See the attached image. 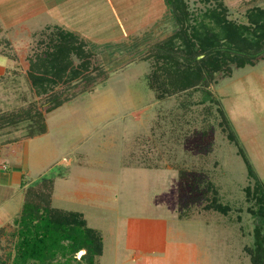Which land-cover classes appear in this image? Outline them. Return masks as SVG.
I'll return each mask as SVG.
<instances>
[{
	"label": "rangeland",
	"instance_id": "rangeland-1",
	"mask_svg": "<svg viewBox=\"0 0 264 264\" xmlns=\"http://www.w3.org/2000/svg\"><path fill=\"white\" fill-rule=\"evenodd\" d=\"M223 1L229 18L241 23L253 2L264 6ZM188 5L194 12L208 6ZM55 26L93 51L97 80L50 113L40 110L22 69L15 72L19 84L0 83V123H9L0 138H22L24 145L35 136L23 155L26 181L53 178L52 206L82 213L101 232L97 264H145L133 250L143 252L149 237V264H182L181 257L190 264H252L245 247L254 243L257 219L245 189L254 180L220 126L218 104L200 90L158 100L148 84L153 60L146 48L175 29L165 0H0V62H8L4 51L26 59ZM210 91L264 183V57L233 67L231 76L219 74ZM24 111L29 117L17 116ZM13 191L0 205L17 217L24 191ZM213 196L227 214L206 207ZM161 242L166 254L150 252Z\"/></svg>",
	"mask_w": 264,
	"mask_h": 264
},
{
	"label": "trees",
	"instance_id": "trees-1",
	"mask_svg": "<svg viewBox=\"0 0 264 264\" xmlns=\"http://www.w3.org/2000/svg\"><path fill=\"white\" fill-rule=\"evenodd\" d=\"M165 3L175 29L146 48V58L153 60L147 76L149 87L158 100L200 90L204 100L209 98L218 104L220 126L239 148L248 175L254 180V186L245 190L253 202L249 212L257 225L254 243L245 250L252 264H264V183L225 110L210 91L219 74L231 76L233 67L254 65L264 57V6L253 2L245 11L246 23H241L229 18V8L223 0H204L208 6L200 12L190 10L188 0ZM42 34L26 59L12 51L1 53L16 61L41 100L40 110L50 113L79 93L91 91L97 67L93 65V51L75 33L55 26ZM54 184L53 178L43 177L25 189L21 211L11 229L0 228V249L5 253L0 255V264H97L103 254L101 232L89 227L82 213L52 206ZM206 207L228 213V207L217 196ZM3 239L11 249L2 243ZM80 252L83 253L77 258Z\"/></svg>",
	"mask_w": 264,
	"mask_h": 264
},
{
	"label": "crops",
	"instance_id": "crops-1",
	"mask_svg": "<svg viewBox=\"0 0 264 264\" xmlns=\"http://www.w3.org/2000/svg\"><path fill=\"white\" fill-rule=\"evenodd\" d=\"M7 61L8 62H4V61L0 62V83L1 82L9 83L10 80H14L16 81L17 84H19L20 81H19L18 76L21 73H15L17 70H19V67L16 65V62L13 61L12 59L7 58ZM18 110H20L21 112V109H18ZM16 114L19 117L26 116V115L29 117V115L25 111L24 113H16ZM2 122H5V121H2ZM2 122L0 123V130L4 129L5 131H7L9 123L7 125L6 122L5 124H3ZM10 124H12V122H10ZM32 137H35V136H31V137L27 136V138H24L27 140L25 141L24 145L21 144L19 141V140H22V138L19 139L17 137H13V138L8 137V138H4L3 140L0 138V197L7 195L6 190L8 188L14 194L15 193V191H13L14 188L25 191V189L31 185V183L26 181L27 179V176L25 174L26 172L24 173L21 170V167L25 164L24 157L26 156L25 154L28 152V142H30ZM19 148H21V150ZM22 149L24 150L23 153H22ZM6 205H7L6 203H3V205H0V228L9 227V225H11V223L16 218V216L13 217V215H10V212L8 210L9 207H7ZM20 211L21 209L18 210V212H16L17 213L16 215H18ZM150 238L151 237H149V239ZM149 239H148L149 241L148 246L146 245L141 246V248L143 249V252H141L140 250H133L135 252L134 257H141L142 260L145 262V264H149L151 261H153V259L149 258L150 255L146 254V250H147L146 248L149 247L150 242H151V240ZM152 247L153 248H151L150 252H153L154 250L159 251L156 253H160V254H163V253L166 254L167 252V243L162 244L161 242L160 246L154 245ZM139 253H145V256L146 255L147 256L144 258L141 255H139ZM158 259L160 260L159 257L154 258V260H158ZM179 260L182 264H190L187 258L181 257L179 258Z\"/></svg>",
	"mask_w": 264,
	"mask_h": 264
}]
</instances>
